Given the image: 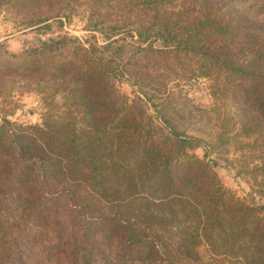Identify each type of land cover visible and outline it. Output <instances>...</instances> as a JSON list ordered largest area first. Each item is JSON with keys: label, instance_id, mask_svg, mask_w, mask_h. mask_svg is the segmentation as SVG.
<instances>
[{"label": "trees", "instance_id": "16d2710c", "mask_svg": "<svg viewBox=\"0 0 264 264\" xmlns=\"http://www.w3.org/2000/svg\"><path fill=\"white\" fill-rule=\"evenodd\" d=\"M142 1L146 11L167 2ZM201 6L208 11L197 7L182 21L164 15L147 27L163 38L158 49L144 27L135 29L144 45H133L93 21L87 28L104 43L62 35L18 53L0 43V66L13 68L0 70V111L33 81L45 107L40 123L0 118V264H264L263 207L224 187L206 153H189L192 138L163 113L164 84L142 79V68L162 56L211 58L204 40L215 36V59L253 112L241 128L263 125L264 21H223L215 3ZM47 21L24 24L48 28ZM249 35L252 46L235 63L232 48ZM116 80L135 88L134 97L119 93ZM222 134L212 137L217 147L230 141ZM255 145L263 158L244 174L264 191V143Z\"/></svg>", "mask_w": 264, "mask_h": 264}, {"label": "rangeland", "instance_id": "374dc122", "mask_svg": "<svg viewBox=\"0 0 264 264\" xmlns=\"http://www.w3.org/2000/svg\"><path fill=\"white\" fill-rule=\"evenodd\" d=\"M166 1L157 8L146 11V8L141 7L144 3L142 0H0V43L12 53L29 49L39 40L62 35L80 40L89 39L93 35L98 43H104L99 32L88 30L87 25L93 21L98 22L97 25L106 32L120 33L118 36L124 37L125 41L133 45L144 43L137 38L135 30L144 27L152 46L158 49L163 48V38L157 37V33L151 30L148 31L147 27L151 25L156 27L158 21L165 19L160 18L164 15L182 21L189 12L193 13L197 7L201 12L203 10L201 5L208 7L211 2L215 3L219 10L217 18L223 21L234 15L240 17L244 25L250 21L253 22L251 24L259 22L262 25L264 21V0ZM205 11L208 10L204 8L203 12ZM172 12L173 15L166 14ZM40 17L48 18V28L27 27L24 24ZM109 26L116 28L109 29ZM128 31L132 32V36ZM256 32L260 33L257 29ZM251 33H255V28L251 29ZM237 37L242 36L239 34ZM248 38L250 35L243 38L245 40L243 43L235 44L232 48L235 63L242 61L248 53L245 49L252 46L247 44ZM180 39L176 38L175 41L180 42ZM213 41H217L215 36L204 40L212 50L211 58L206 59L194 52H188L181 53L176 60L165 63L164 60L167 61L169 58L162 56L156 64L149 63L142 68V79L149 84L154 82L164 84L162 100L167 103L163 113L167 117L170 116L171 120L174 117L178 118L174 120L176 129L192 138L190 141L192 150L187 149L189 153L195 154L198 158H202L206 153V158L221 184L244 202L262 206L264 215V191H260L258 185L244 174L263 158L254 148L255 144L264 143V123L255 128L249 129L247 124L246 128H241L253 112L251 110L245 112L242 104L238 102L234 85H238L239 81L237 82L233 75L228 77L224 64L215 59L216 50L211 46ZM199 65L209 72L202 74L198 70ZM11 69L13 68L10 65L0 66L1 71L8 72ZM167 70H174V73L170 74L166 72ZM113 83L119 93L129 98L134 97L135 88L125 81L116 80ZM35 85L33 81L16 87L5 104L9 108L8 112L3 113L1 110L0 118L6 116L10 121L21 125L40 123V116L45 107L42 103V94ZM212 86L220 89L214 91ZM237 90L240 94L239 89ZM146 109L148 113H154L150 106L147 105ZM219 132L224 133L222 135L230 138V141L224 140L221 146L217 147L212 137ZM247 136L250 138L245 139Z\"/></svg>", "mask_w": 264, "mask_h": 264}]
</instances>
